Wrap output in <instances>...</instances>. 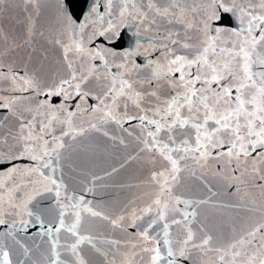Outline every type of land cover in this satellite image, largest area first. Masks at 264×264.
Segmentation results:
<instances>
[{"label":"snow or ice","instance_id":"snow-or-ice-1","mask_svg":"<svg viewBox=\"0 0 264 264\" xmlns=\"http://www.w3.org/2000/svg\"><path fill=\"white\" fill-rule=\"evenodd\" d=\"M57 12L62 74L0 53V264H90L85 246L102 250L81 231L85 216L125 233L99 241L125 249L109 264L210 253L212 264H264V220L219 243L193 226L204 201L177 191L200 169L264 192V0H57ZM125 124L159 167L142 206L109 216L85 199L91 189H70L65 151ZM37 237L47 247L32 260L23 241ZM17 248L26 259L14 261Z\"/></svg>","mask_w":264,"mask_h":264},{"label":"water","instance_id":"water-1","mask_svg":"<svg viewBox=\"0 0 264 264\" xmlns=\"http://www.w3.org/2000/svg\"><path fill=\"white\" fill-rule=\"evenodd\" d=\"M61 30L57 0H38L36 4H26L24 0H3L0 3V53H4L8 62L27 65L30 70H38L44 76L62 74L63 50L55 43ZM124 127L131 134L108 126L110 136H115V139L88 132L65 151L64 170L70 189L81 194L91 189L85 199L91 200L94 208L109 216L142 206L153 192L147 182L151 170L159 167L158 163L149 162L147 153L140 151L136 139L139 129L133 130L128 124ZM192 167L195 168L194 165ZM230 185L231 181L216 176L212 170L195 169L194 173H183L182 183L177 189L184 198L204 201L197 207L198 216L193 226L203 227L218 238L219 243L238 237L250 225L264 220V192L250 185H240L237 191L236 186ZM81 231L96 236L102 250L98 253L85 246L90 264H109L114 258H121L125 250L123 245L117 249L99 241H123L125 233L114 230L106 221L87 216ZM175 231L174 228V234ZM23 242L32 249V260H39L45 253L47 246L41 238L37 237L35 241L29 238ZM104 252H107V257ZM17 258L26 259L18 248L13 253L14 261ZM212 259L211 253L203 257L196 254L193 264H212Z\"/></svg>","mask_w":264,"mask_h":264}]
</instances>
